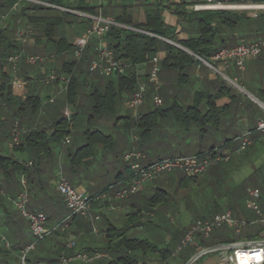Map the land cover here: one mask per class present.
Returning <instances> with one entry per match:
<instances>
[{"label":"rangeland","instance_id":"rangeland-1","mask_svg":"<svg viewBox=\"0 0 264 264\" xmlns=\"http://www.w3.org/2000/svg\"><path fill=\"white\" fill-rule=\"evenodd\" d=\"M146 7L148 6L137 1L120 0L118 5L108 11L111 18L122 15L124 11H127L134 23H140L145 20L144 10ZM12 12H15V10L4 9L1 11L0 9V27H9V29L15 27V22L13 21L15 13ZM162 16L165 23L176 26L180 32L177 36L179 39L196 36V27L193 23L187 21L177 22L174 16L168 14H163ZM260 19H248L240 22L238 28L234 31L235 36H245L246 40H254L258 34L264 32V23ZM72 20V23L64 24L57 30L69 42H73L74 38L80 37L85 29V22H82V19L73 18ZM20 21L21 25L18 24L16 32L23 28L25 29L23 26L25 19ZM30 33H34L33 29H31ZM89 42L94 44L92 39ZM98 44L97 42V46ZM22 47L20 54L41 55L45 58L43 65L29 66L26 70L29 72L28 76L35 77L34 80L29 81L31 83L27 87L39 97V111L33 116L30 123H27V121H23V118L29 114V110H20L18 112V108L21 106L20 103L8 104L7 108L3 110L4 112L0 119V155L9 156L19 162L33 160L35 165H37L39 160L35 154H32V151L26 150L22 152L9 148L11 131L13 125L17 123L18 129L26 134L37 128L40 118L39 124L45 128L47 133L51 131V125L61 116V108L64 106L62 104H66V90L62 81L57 80L54 83L51 82L52 84H46L45 80L47 76L54 72L57 78L64 76L57 71L61 68L63 57L65 60H72L73 57L71 55L62 57L54 54L56 57L51 65L47 63L48 54L42 55L40 53L41 47L34 48L26 42ZM158 54L161 59L165 56L164 53ZM244 66V71L232 68L229 72H225L228 79L214 73L215 78L219 82L231 89L236 101L233 106H230L228 110L222 113L221 118H223H220L218 126H207L205 127V132L199 131L195 126L186 130L171 117H165V120L159 121V126L148 137L142 136L140 129L135 126L137 117L155 109L157 106L154 102L155 96L162 100V104L158 106L161 109L168 107L173 99L184 107L191 104L194 91L197 90L199 85V83H195L192 73L194 72L193 69H197L199 65H195L189 70L190 81L184 86L166 85L161 88L162 81H159L161 89L157 92L153 85L146 82V89L143 94L144 101L136 111L127 106L125 103L127 94L123 92L116 98L115 107L112 111L101 112L92 118L91 103L86 100L89 98L90 88L86 86L83 93L86 96L83 95L81 97L78 116L72 121L70 127L69 143L65 145L51 144L50 154L42 158V164L39 163L37 165V167L41 168V173L35 177L36 187H42L43 196H50L59 201L60 196L53 185V181L56 180L59 174H62L70 184L78 188L81 187L85 196H89L92 192L107 188L109 184H115L117 174L120 172L125 175L129 174L130 168L122 161V156L131 150H139L142 154H145V157L147 156V161L142 160L139 162L142 166H145L157 160L200 154L212 148L219 152L235 148L237 142L234 137L242 135L248 127H255L258 118H264V111L256 102L257 100L264 104V97L260 93L261 90H264V53L256 59L246 61ZM200 67L201 74L204 75L207 68L203 65ZM159 70H162L160 63ZM82 71L83 73L80 74L87 76L88 82L94 81V77L97 74L88 75L86 68H83ZM43 72H45L44 75H42ZM148 72L149 67L147 70L144 67L143 70L139 71L140 74ZM11 74L13 75L12 72ZM17 76L18 78L22 77L20 74ZM17 76L14 75L16 78ZM190 92H192V95H190ZM49 100H54L55 103L52 104ZM78 104L76 105L78 106ZM68 109L72 112L71 106ZM50 112L53 113L51 118L48 116ZM70 117H73V113ZM20 121L21 123L19 124ZM41 121L44 122V125ZM166 125H170L171 129L166 128V131L163 130L161 126L165 128L167 127ZM87 129H98L106 136H110L113 141L112 145L109 148L100 149L102 146L94 143L91 145V156H77V150L79 151L80 148L89 143L85 134ZM24 133L20 137V142H22ZM228 141L232 142L223 146ZM126 171L128 172L126 173ZM24 175L22 170H15L8 176L0 173V264H21L22 257L32 263L35 260H41L42 262L49 261L51 264H57L60 253H65L64 256L69 257L73 253L81 252V249L86 246L93 250L101 249L104 246L105 242L100 233L98 235L89 233L92 238H84L88 228L77 229L72 222L76 219L74 217L68 219V222H72V224L70 225L71 228L68 227L65 233L53 234L41 240L35 239L29 232L27 220L13 202V199L22 191L20 179ZM181 176H183L181 172L165 173L153 181L147 182L143 190L138 194L120 201H125L126 204L128 203L127 205L130 202H136L138 209L142 210L141 216L144 225L135 226L124 220L125 214L130 212L128 208L130 206L123 207L122 205V210L115 211L113 208L109 209L108 205L102 210L98 208V212L100 211L102 214V222L98 221L95 223L96 229L98 231L101 230L100 227L103 225L105 218H107L116 230L124 232L129 237L144 239L161 249L166 247L167 236L187 234L197 220H207L215 213L227 212V210L236 213V209L254 213L245 208V202L248 188L255 189L261 195H264V193H261V182L264 180V135L255 137L252 144L243 153L232 154L229 161L208 166L206 172L198 177L194 184L188 186L179 185L178 181ZM27 186L26 184L29 197L27 210L33 212L34 206L38 207L41 203L37 193L35 191L34 193L30 192ZM157 188L166 192L165 199L156 208H151L148 199ZM32 201L35 205L32 204ZM103 202L105 201H100L94 205ZM257 204L263 210L262 202L258 201ZM42 208L45 210L48 218L47 224L51 229L59 227L60 222L67 215V211L61 208L55 212L54 216L53 214L49 216V209L44 206ZM233 215L236 216V214ZM78 219L90 221L82 217H78ZM91 228L90 226L89 229ZM247 228L250 227L248 226ZM261 228V226L253 225L250 228L253 232L248 236L245 235L246 229L242 235L235 234L232 229V231L229 230L226 233L217 230L211 234L210 238L197 237V245L201 241L212 242L217 239L219 234H229L236 241L249 239L256 241L261 235L259 234L257 237L255 234L260 232ZM71 243H73V246L69 248L68 246ZM188 245L190 244L182 243L180 249L184 250ZM169 249L172 250L175 257L170 258L167 264H178L180 257L176 255L181 250L176 249L173 251L172 246ZM229 253L231 254L232 250ZM202 260V262L197 264H207L205 260L216 264L219 259L216 258L215 254H210ZM69 264L87 263L80 260H72ZM104 264H107L106 260Z\"/></svg>","mask_w":264,"mask_h":264},{"label":"trees","instance_id":"trees-1","mask_svg":"<svg viewBox=\"0 0 264 264\" xmlns=\"http://www.w3.org/2000/svg\"><path fill=\"white\" fill-rule=\"evenodd\" d=\"M45 1L64 6L68 9H77L88 15H96L100 8L102 16L104 17H110L108 10L115 7L120 2V0ZM137 2L144 3L148 6L144 10L145 20L143 22L134 23L127 11H124L122 15L112 17V19L119 24L133 27L149 33L150 35L114 26L100 40L96 36H93L91 39L94 40V44H91L90 42L87 43L79 59L74 57L73 42H69L57 30L64 24L68 25L72 23L73 18L82 19L81 21L85 22L86 29L91 24L89 19L81 18L78 15L49 7L30 5L24 2L19 6V9L12 12L15 13L13 16L15 27L13 29H9V27H0V97L5 101L6 106L10 103H20L21 106L18 108V112H20V110H29V114L23 118L24 122L27 121V123H30L33 116L39 111V97L37 95L28 94L24 100L15 98L12 95L11 78L6 72H2L3 64L7 62V57L22 52L23 44L16 37V28L18 24L21 25L20 20L25 19L23 26L25 28L31 26L30 28L34 31L31 36L32 42L29 44L34 48L41 47L40 53H42V55L52 54L54 57H56L55 55H60L62 57L71 55L73 57L72 60H65L63 57L61 68L57 71H59L58 73H62L65 78L68 79L65 101L68 104L74 105L75 109L71 119L68 120L61 115L55 120L51 125V131L49 133L40 127L34 128L26 134L24 133L25 135L21 140L22 142L12 150H19L22 152H25L26 150L32 151V154H35L39 160L37 165H39V163L42 164V158L48 156L51 152V144H63L66 138H68L72 121L78 116V108L81 105L80 102L82 100L81 97L83 95L86 96L83 94L86 86L90 88L88 94L89 98L87 97V100L91 103L92 118L101 112L112 111L115 107V101L118 96L123 92H126L127 101L137 90L139 83L145 84L147 82V77L151 68L150 61L158 53L165 54V56L159 61L163 70V72L162 70H159V73H161L160 76L158 73V79L159 81H162L161 88L166 85L180 87L187 84L190 81L189 70L195 65H199L198 62L180 48H177L160 38L178 43L185 49H188L206 59L221 48L234 46L238 44L237 41L240 40H243L242 42L247 41L245 36H235L234 34V31L238 28L240 22L248 19L259 20L261 18L260 20L264 23V14H260L257 18H249L245 14L237 12H191L185 10L179 4L152 2L150 0ZM14 3L15 0H0L1 11L4 9L10 10ZM104 5H106V7H104ZM163 14L174 16L177 22L187 21L193 23L196 27V36L187 37L184 40L178 39L177 36L180 32L177 30L176 26L164 22ZM263 36L264 32L258 34L256 38ZM101 40L102 44L112 50L115 61L121 62L125 65L122 74L105 76L99 72L90 71L89 67L97 57V42L99 43ZM49 46H51V48H49ZM29 66L33 65H27L22 60L17 64L18 74H20L26 81L30 80L28 79L29 72L26 71ZM144 67H146V70L149 67V72L140 74L139 71L143 70ZM83 68H86L88 75L97 74L96 77H94L95 79L93 82L92 80L88 82V77L80 74L83 73ZM56 81L57 80H54L53 82ZM212 86L213 89L211 91H195L192 103L188 106L184 107L178 104L175 99H173L171 104L166 108L161 109V107L156 106L153 111H149L148 113L141 114L137 117L135 126L140 129L142 136L150 135L153 130H156L159 126V121L163 120L165 117H171L186 130L195 126L199 131L205 132V127L207 126H218L222 112L216 106L215 102L221 98H228L230 100L228 106H230L231 104H234L236 97L232 94L231 89L219 82L218 79H215V81L212 82ZM160 89L157 92H159ZM76 104H78V106ZM3 112L4 111L1 113ZM20 123L21 121L19 124ZM85 134L89 143L80 148L79 151L77 150V156H91V145L94 143L101 145L103 148H109V146L112 145V138L106 136L98 129H87ZM231 142L232 141H228L223 146L229 145ZM213 149L214 148L210 150ZM31 162L32 164L30 167H24L21 162L14 160L13 158L0 155V173L8 176L15 170H22L23 174H25L24 177L25 182L28 185V190L32 193L35 191L38 196V191L36 190L38 187H36L37 184L35 182V177L37 174L41 173V168L37 167L33 160H31ZM127 176L123 179L127 178ZM196 179L197 178L188 177L183 174L178 183L182 186H188L194 184ZM262 184L264 185V180L262 181ZM109 186L111 185H108L107 188ZM261 191V193H264V186L261 187ZM165 194L166 192L164 190L157 188L148 199L150 207L156 208L157 205L161 204L165 199ZM217 230H220L221 232L224 231L223 233H226L229 230L232 231L227 228V226L215 229L214 231ZM260 231H264V225ZM104 233L105 243L100 250L114 258L113 260L107 261V264H140L138 258L135 256L137 253L140 257H143L148 253L155 254L161 262H166L170 258L175 257L169 248L160 249L144 239L129 238L127 234L116 230L114 227L106 228ZM54 234H58V232L56 231ZM259 234L260 232L255 235L258 237ZM198 238H200V236H198ZM218 242V245H220L230 243L231 240L227 239L225 234H219ZM200 244L208 246L212 245V242L201 241ZM188 247H186V249ZM184 250L182 249L179 251V254L176 255L180 257V264H185L194 253V251ZM132 253L134 254L131 255ZM24 264H31V262L24 258ZM141 264L145 263L143 262Z\"/></svg>","mask_w":264,"mask_h":264},{"label":"built area","instance_id":"built-area-1","mask_svg":"<svg viewBox=\"0 0 264 264\" xmlns=\"http://www.w3.org/2000/svg\"><path fill=\"white\" fill-rule=\"evenodd\" d=\"M78 1V0H74ZM144 1V0H135ZM152 2H162L169 4H179L185 10L191 12L197 11H222V12H237L243 13L249 18H257L260 14L264 13V0H150ZM27 3L30 5H39L43 7H49L52 9L64 11L67 13L75 14L81 18H87L91 21L90 26H88L84 33L80 37H76L73 41L74 46V57L79 59L82 55L83 49L86 47L88 41L96 36L99 40L114 26L122 27L129 30L138 31L141 33H146L144 31L135 29L124 24H119L115 22L112 18L102 16L101 9L99 8L96 15H88L77 9H68L64 6H59L50 3L45 0H15V3L11 7L12 10L19 9L22 3ZM4 16V15H3ZM2 16V17H3ZM1 17V18H2ZM30 27H27L16 32V37L18 40L24 44L32 42V34L30 33ZM149 34V33H146ZM150 35V34H149ZM157 37L155 35H151ZM160 38V37H157ZM161 40L179 48L181 45L178 43L160 38ZM182 47V46H181ZM190 55L196 62H198L199 67L201 65L205 66L207 69L211 70L213 73L223 76L228 79L225 72L232 68H236L239 71H244L245 62L248 60L256 59L264 53V37L259 38L255 41L240 42L234 46L224 47L216 51L209 58H202L201 56L186 49V52ZM54 56L50 55L47 59H52ZM159 54H156L151 59V68L147 77V82L154 86L155 91L160 89L158 73H159ZM22 60L27 65H37L45 62L44 56L41 55H29V54H15L7 57L6 61L10 64V69L13 75L17 72V64ZM217 65V67H216ZM219 67V68H218ZM125 65L121 62H117L114 59V55L111 49L102 44L100 41L97 48V57L91 63L89 69L91 72H99L105 76L112 74H122ZM54 80H60L63 82V86L68 84L67 78H57L55 75L50 74L45 80L46 84L53 82ZM235 82V81H234ZM17 83V78H14L13 84ZM17 86H21L19 83ZM146 86L144 83H139L137 90L131 95V97L126 101L128 107L133 110H137L143 103ZM53 102V100H49ZM154 102L157 106L162 104V100L155 96ZM259 106L264 111V104L257 102ZM65 108L63 111V116L68 120L71 119L72 112L70 109ZM24 132L18 129V124L13 125L11 131V140L9 142V148L19 146L20 137ZM254 134L256 137L264 135V120H259L256 127L252 131H247L242 134L239 138L235 139L237 142L236 147L223 152L217 151L215 148L205 153L189 155V156H179L170 157L161 160H157L152 163H148L145 166L140 165V161L145 159V156L137 151H130L122 156V161L128 165L130 168L129 174L125 179H119L114 185L109 186L102 192L97 194H92L85 196V194L74 186H72L68 180L59 174L56 180L55 188L56 191L61 196L66 209L69 211L68 217L64 219V224L68 223L69 218L82 217L89 219L92 223L91 234L98 235V230L94 226V222L99 219L98 215L92 214V209L94 204L105 201L109 204L108 208H113L110 204L112 201H121L128 199L141 192L144 185L147 182H151L154 179L162 176L165 173L181 172L188 177L198 178L206 172V169L210 165H216L225 161H229L230 156L234 153L240 154L247 150V148L252 144L254 140ZM69 139L63 142L62 145L68 144ZM25 167H30L31 163L23 164ZM20 184L22 186V191L13 199L14 205L18 210L21 211L22 216L27 220L29 231L31 235L37 239L41 240L50 236L52 230H48L46 225V216L42 211L29 212L28 207V193L26 188V182L22 176L20 179ZM261 201L264 204V197L255 189L247 190V200L245 202L246 209L253 211L256 215L262 217L261 209L259 208L257 202ZM264 222V221H263ZM227 226L233 229L235 234H240V231L246 226L245 220L236 219L232 216L230 211L214 214L207 220H197L187 232V236L183 244H187L192 241V237L202 236L208 238L215 229ZM71 243L68 247H72ZM230 254L226 251V256L223 255L222 264H264V244L257 242L244 243L242 245L235 246ZM107 255L102 253H94L92 255L79 252L75 256L62 257L59 259L58 264H68L72 259L80 260L84 263H93L96 260L106 258ZM21 264H24V257L21 259ZM42 264V263H36Z\"/></svg>","mask_w":264,"mask_h":264},{"label":"crops","instance_id":"crops-1","mask_svg":"<svg viewBox=\"0 0 264 264\" xmlns=\"http://www.w3.org/2000/svg\"><path fill=\"white\" fill-rule=\"evenodd\" d=\"M110 18V17H109ZM264 37V36H263ZM263 37H259V38H263ZM259 38H256V39H254V40H247L246 42H249V41H255V40H257V39H259ZM179 39V38H178ZM185 38H181L180 40H184ZM243 40H240V41H238V43L239 42H242ZM50 55H52V54H49L48 56H50ZM47 56V57H48ZM54 59H55V57H53L52 59H47V63H52V62H54ZM249 61V60H248ZM41 65H43V64H41ZM52 65V64H51ZM200 68L201 67H198L197 69H193L194 70V72L192 73V76H193V78L195 79V83H199V85L197 86V90L196 91H206V90H208V91H211L212 89H213V86H212V82L213 81H215V75H214V73L212 72V71H210V70H207L206 69V72H205V74L203 75V74H201V71H200ZM17 70H18V67H17ZM2 72H6L8 75H9V77L11 78L10 80L13 82L14 81V75H18V72H16L14 75H12L11 74V69H10V64L9 63H4L3 64V68H2ZM229 72V71H228ZM44 73L45 72H43L42 73V75H44ZM51 74H53L54 75V73H51ZM63 79V78H65V76H59L58 77V79ZM192 78V77H191ZM28 79H30V80H28V81H26L23 77H21V78H18V76H17V83L16 84H13L12 85V95L15 97V98H17V99H21V100H24L25 99V97L28 95V94H33V95H35L34 94V92H32V90H30L28 87H27V85L29 84V83H31V82H29V81H31V80H34L35 79V77L34 76H28ZM44 79V78H43ZM234 80H236V79H234ZM60 81V80H59ZM21 84V86H17L18 84ZM52 83H54V82H52ZM51 83V84H52ZM263 91L264 90H261L260 91V93L262 94V96L264 97V94H263ZM195 92V91H194ZM189 93V92H188ZM190 95H192V92H190ZM253 99H255V98H253ZM87 100V99H86ZM85 100V101H86ZM229 102H230V100L228 99V98H221V99H219V100H217L216 102H215V104H216V106L219 108V110H221V112L223 113V112H225L226 110H228L229 109V107L230 106H233L232 104L230 105V106H228V104H229ZM52 104L53 103H55V101L53 100V102H51ZM261 103V102H260ZM62 105H64L63 106V108H61V111L62 112H60V114L63 116V111L65 110V108H67L68 106H71L72 107V113L74 114V112H75V109H74V105H71V104H68L67 102H66V104H62ZM7 108V106H6V103H5V101H3L2 100V98L0 97V119H1V116H2V111L4 110V109H6ZM221 113V114H222ZM52 112H50L49 114H48V116H50L49 118H51V116H52ZM223 118V117H222ZM221 118V119H222ZM40 120H41V118H40ZM40 120H39V122L37 123V127H40V128H43V129H45L41 124H39L40 123ZM165 120V119H164ZM259 120H264V118L263 119H260V118H258L257 119V122L259 121ZM41 123L44 125V122L43 121H41ZM167 127H163V126H161L162 127V129L163 130H165L166 128L167 129H171L170 128V125L168 126V125H166ZM169 127V128H168ZM255 127H256V125H255ZM255 127H253V128H251V127H248L247 129H245V131L247 132V131H252V130H254L255 129ZM166 131V130H165ZM158 132H160V131H158ZM245 133V132H244ZM243 133V134H244ZM152 134H150V135H148V136H151ZM147 136V137H148ZM241 136V135H240ZM240 136H237V137H234V138H239ZM256 137V135L254 134V138ZM9 146V145H8ZM99 146V145H98ZM101 148H103V147H100V149ZM136 151H138V152H140L139 150H136ZM207 151V150H206ZM205 151V152H206ZM125 152H127V151H125ZM205 152H203V153H205ZM124 153V152H123ZM140 153H142V152H140ZM143 155L145 156V154L143 153ZM143 160H145V161H147V156L145 157V159H143ZM142 161V160H141ZM155 162V161H154ZM22 164H27V163H31L32 164V162L31 161H28V162H21ZM150 163H152V162H150ZM141 165V164H140ZM142 166V165H141ZM25 167V166H24ZM128 171H126V173H127ZM125 176H127V174L125 175L124 173L122 174V172H120L119 174H117V180L116 181H118L119 179H122V178H124ZM22 177V176H21ZM24 177V176H23ZM25 178V177H24ZM56 180H57V178H56ZM56 180L55 181H53V185H54V187H55V184H56ZM262 183V182H261ZM72 186H74L73 184H71ZM110 185V184H109ZM262 185V187L264 186L263 184H261ZM76 189H78L79 191H81V192H83L84 193V190L80 187V188H78V187H76V186H74ZM248 189H250V188H248ZM247 189V190H248ZM37 191H38V196H39V201H40V203H41V205L39 206L38 205V207L37 206H34L35 208H34V211H37V210H41L44 214H45V210H44V208H42V206H44L45 208H48L49 209V216H51L52 214H53V216L55 215V212L56 211H58V210H60L61 208H63L65 211H67V215L62 219V221L60 222V226L59 227H55V228H53V229H51V228H49V226H48V224H47V222H48V218H47V216H46V214H45V216H46V225H45V227L48 229V230H52V232H51V234L50 235H53L54 234V232H58V234H60V233H65L66 231H67V228L68 227H70V225L72 224V222H73V225H75L76 227H77V229H85L86 227L88 228V230L85 232L86 233V235H85V237L84 238H89V239H91L92 238V236H89L90 234V232H91V229H89V227L91 226L92 227V223H91V221H86V220H83V219H78V217H74V218H76L74 221H72L71 223L70 222H68L66 225L64 224V219L65 218H67L68 217V214H69V211L66 209V207H65V205H64V202H63V200H62V198H61V196H60V199H59V201H57V199H55V198H52V197H50V196H43V192H42V187L40 186V187H38L37 189H36ZM100 190H98V191H95V192H92L90 195H92V194H95V193H97V192H99ZM58 193V192H57ZM59 194V193H58ZM262 197H264V195L262 196ZM41 199V200H40ZM34 201V200H33ZM32 201V204L33 205H35V203ZM121 201H123V200H121ZM31 202V201H30ZM125 202V201H124ZM124 202H120V201H112V203H110L112 206H113V210H115V211H118V210H122L123 209V207H128V206H130V207H128L129 208V210H130V212H128V213H126L125 214V221H129L131 224H133V225H135V226H142V225H144V222H143V220H142V216H141V211L142 210H140V209H138V205H137V203L136 202H130V204L129 205H127L126 204V202L124 203ZM28 205H29V201H28ZM109 204L108 203H106V202H103V203H101V204H97V205H94V207H93V211H92V213L93 214H95V215H99L100 216V218L97 220V221H95L94 222V226H95V223L96 222H98V221H101L102 219H101V217H102V214H101V212L99 211L98 212V208L100 209V210H102V209H105L107 206H108ZM122 205H123V207H122ZM31 206V205H30ZM262 206H263V210H261V212H262V217L261 216H258V215H256L255 213H252V212H247V211H244V210H239V209H236V213H232L230 210H227V211H230L231 212V214H232V216L234 217V218H236V219H242V220H245V222H246V226L242 229V231H241V234H239V235H242L243 233H244V230L246 229L247 230V232H246V234L245 235H250L253 231L250 229L251 227H252V225H257V226H263L264 225V204L262 203ZM246 208V207H245ZM111 209V208H110ZM33 211V212H34ZM59 213H61V212H59ZM98 213V214H97ZM222 213H224V212H222ZM215 214H220V213H215ZM233 214H236V216H234ZM243 218H242V217ZM244 217H246V218H244ZM77 220V221H76ZM91 223V225H90V223ZM102 222V221H101ZM134 222V223H133ZM250 227V228H246V227ZM108 227H113L111 224H110V220H108L107 218H105V221H104V223H103V225L100 227V229L101 230H99L98 231V234L100 233L101 234V236H102V239L104 240V236H105V233H104V231H105V229L106 228H108ZM29 228V227H28ZM71 228V227H70ZM227 228H229V227H227ZM229 229H231V228H229ZM233 230V229H232ZM30 232V231H29ZM70 232H71V230H70ZM263 233H264V231H260V235H261V237L258 239V240H256V241H252V240H245V241H243V240H239V241H236V240H233V238L232 237H230V235L229 234H226L225 236H227V239H229V240H231V242L230 243H225L226 245H242V244H244V243H249V242H260V241H263L264 240V235H263ZM238 235V236H239ZM128 236V235H127ZM186 236H187V234L186 233H184L183 235L182 234H179V236L178 235H172L171 237H169V236H167V238H166V247H164V248H169L170 246H172L173 247V251H175L176 249H178V250H180V245L185 241V239H186ZM211 236V235H210ZM210 236L208 237V238H210ZM129 237V236H128ZM198 236L197 235H195V236H193L192 237V241L191 242H189V244L190 245H188V246H190V247H188V249H186V250H184V251H194V253L192 254V256L193 255H195L197 252H199V251H201L202 249H206V248H209V247H212V246H215V245H218V240H219V235H218V237H217V239H215L214 241H212V245H208V246H206V245H203V244H198L197 245V240H196V238H197ZM129 238H133V237H129ZM225 244H220V245H225ZM162 249V248H161ZM177 250V251H178ZM170 251H172L171 249H170ZM81 252H84V253H87V254H90V255H92V254H94V253H102V254H105V255H107V257L106 258H103V259H99V260H96V261H94L93 263H87V264H104V261L106 260V261H109V260H113L114 258L112 257V256H109L108 254H106V252H104V251H101L100 250V248H98V249H95V250H93L92 248H90V247H84V248H82L81 249ZM77 253H79V251L77 252ZM77 253H73L72 255H70L69 257H71V256H75ZM64 254L65 253H60V255H59V257H58V259H60V258H62V257H65L64 256ZM134 253H132L131 255H133ZM210 254H215L216 255V258L217 259H219L218 260V263H216V264H222V259L221 258H223V255H224V252H215V253H208V254H206V255H203V256H201L199 259H197L193 264H197L198 262H202L203 260V258L204 257H206L207 255H210ZM130 255V254H129ZM175 255V254H174ZM135 256H136V258H138V261H139V263L141 264V263H145V264H167V261L166 262H161V260L157 257V255H155V254H152V253H148V254H145L143 257H140V255L137 253V254H135ZM191 256V257H192ZM190 257V258H191ZM57 259V260H58ZM56 260V261H57ZM72 260H77V259H72ZM71 260V261H72ZM54 261V260H53ZM59 261V260H58ZM71 261H69V263L71 262ZM208 260H205V262L207 263V264H214V263H212V262H207ZM37 262H39V263H42V264H51L49 261H44V262H42L41 260H35L33 263L31 262V264H34V263H37ZM68 263V264H69ZM53 264V263H52ZM57 264H58V262H57ZM178 264H180V263H178ZM186 264V263H185Z\"/></svg>","mask_w":264,"mask_h":264},{"label":"water","instance_id":"water-1","mask_svg":"<svg viewBox=\"0 0 264 264\" xmlns=\"http://www.w3.org/2000/svg\"><path fill=\"white\" fill-rule=\"evenodd\" d=\"M181 50L186 52V49L184 47H179ZM256 102H258L256 100ZM260 244H264V240L257 242ZM236 245H215L206 249H202L201 251L197 252L195 255H193L187 262L186 264H193L197 259H199L201 256L206 255L208 253H215V252H224V255L226 256V251L231 250L235 247Z\"/></svg>","mask_w":264,"mask_h":264},{"label":"bare ground","instance_id":"bare-ground-1","mask_svg":"<svg viewBox=\"0 0 264 264\" xmlns=\"http://www.w3.org/2000/svg\"><path fill=\"white\" fill-rule=\"evenodd\" d=\"M260 57V56H259ZM245 70V69H244ZM131 151H136V150H131ZM138 152V151H137ZM126 164V163H125ZM127 165V164H126ZM128 166V165H127ZM202 176V175H201ZM102 191H104V190H102ZM102 191H99V192H102ZM99 192H97V193H99ZM97 193H95V194H97ZM93 214V213H92ZM93 215H95V214H93ZM99 216V215H98ZM99 218H100V216H99Z\"/></svg>","mask_w":264,"mask_h":264}]
</instances>
